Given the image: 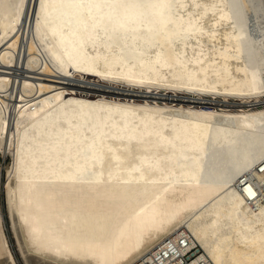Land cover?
<instances>
[{
    "label": "bare ground",
    "instance_id": "obj_1",
    "mask_svg": "<svg viewBox=\"0 0 264 264\" xmlns=\"http://www.w3.org/2000/svg\"><path fill=\"white\" fill-rule=\"evenodd\" d=\"M0 152L25 264H264V0H0Z\"/></svg>",
    "mask_w": 264,
    "mask_h": 264
},
{
    "label": "rangeland",
    "instance_id": "obj_2",
    "mask_svg": "<svg viewBox=\"0 0 264 264\" xmlns=\"http://www.w3.org/2000/svg\"><path fill=\"white\" fill-rule=\"evenodd\" d=\"M34 71L35 72H32V74H35V73L39 72L38 69H36ZM26 74H27V76L29 75L28 73H26ZM26 74L24 72L21 75L25 76ZM36 75H35V77L39 76V75L38 76H36ZM40 77H38V78H40ZM76 78L80 82H75V83L77 85H79V86L84 87V88L93 89V90H110L112 92H122V93H128V94L143 95V92H139L138 93V92H133V91L130 92V91L127 90V89H132L134 91H139L140 88H137V87H128V86H125L123 84L109 83V82H106V81H100V80H98L96 78H89L87 76H84V78L80 77V76L79 77L76 76ZM87 82L89 84H91V85H89ZM159 92L163 93V94H161V95L156 94L155 95L153 93H149V95L157 96V97L161 96V97H165V98H169V99L189 100V101L193 99L192 98L193 96L200 97L197 94H188V93H182V92H178L177 93L178 96H172L171 93H168L165 90H160ZM164 93H168V95L167 94L165 95ZM197 100L201 101L198 98H197ZM12 161H13V158H12L11 154L4 155V153L0 152V202H1V209H2L4 217H5V222H4V224H5V232H6L7 236H8L9 243H10V246L12 248V251H13V253H14L16 259H17L18 264H25V261H24L22 255H21V253H20V251L18 249L17 242H16L15 236L13 234L12 226H11L12 224H11V221L9 219L8 212H7L6 195H5V184H6L7 180H8V178L6 179V177H8V168L12 165ZM201 251H202V249L200 248V246L196 245L195 247H193L192 249H190L188 252H186L184 254V258L186 260L190 261V260H192V258H195V256L197 254H199Z\"/></svg>",
    "mask_w": 264,
    "mask_h": 264
}]
</instances>
